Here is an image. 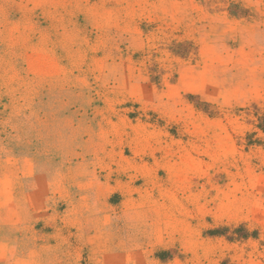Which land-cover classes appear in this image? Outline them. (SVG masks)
Returning a JSON list of instances; mask_svg holds the SVG:
<instances>
[{"label":"rangeland","instance_id":"1","mask_svg":"<svg viewBox=\"0 0 264 264\" xmlns=\"http://www.w3.org/2000/svg\"><path fill=\"white\" fill-rule=\"evenodd\" d=\"M0 264H264V0H0Z\"/></svg>","mask_w":264,"mask_h":264}]
</instances>
